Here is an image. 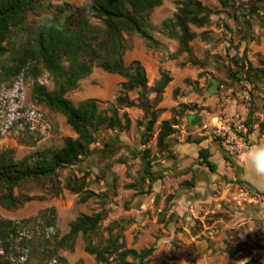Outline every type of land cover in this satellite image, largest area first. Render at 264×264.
I'll use <instances>...</instances> for the list:
<instances>
[{"label": "rangeland", "instance_id": "rangeland-1", "mask_svg": "<svg viewBox=\"0 0 264 264\" xmlns=\"http://www.w3.org/2000/svg\"><path fill=\"white\" fill-rule=\"evenodd\" d=\"M87 1L50 0V4L51 7L62 2L82 5ZM183 1L162 0L150 13V22L155 27L152 37L163 50L136 36H125L124 66L133 61L143 66L145 89L123 92L121 77L95 68L78 83L77 89L66 94L74 105L86 99L95 100L102 114L109 115L110 109H116L122 123L124 114L129 119V129L98 130L96 141L89 147L92 154L82 165L84 169H63L55 183L27 180L14 189L20 204L10 209L0 206V220L19 227L17 236L9 240L10 264H48L56 260L47 259V255L54 241L68 233L71 222L78 215L100 211L104 212L99 227L102 239L110 231L121 237L126 249L154 247L144 264H264V205L259 198L237 181L218 180L205 188L198 183L200 180L196 181L198 170L182 172L180 164L170 161L176 157L172 146L185 143L196 130L188 125L187 115H200L211 128L203 130L202 123L197 130L210 131L216 137L213 120L229 117L223 112L228 102L241 105L243 114L234 115L249 123L256 137L264 135V2L234 0L232 7L222 8L215 0H199L211 15L204 27L188 25L195 35L189 43L188 56L160 28L164 20L177 13ZM238 5L258 8L245 18L251 25V40L242 39L243 17L236 11ZM46 13L29 16L27 25ZM21 40L23 36L16 33L7 46L16 48ZM235 47L238 58L234 57ZM232 59L238 67L233 66ZM9 60L10 54L0 58V150H11L14 158L20 160L46 148H61L66 138L76 139L63 116L37 104L33 98L32 87L38 80L47 91L53 89L50 76L39 64L30 63L19 75L7 77L3 68L9 65ZM245 73L252 75L253 84L243 80ZM163 75L169 81L160 90ZM119 97L125 99L124 107L116 102ZM126 103L132 106L125 107ZM143 104L157 113L153 130L148 134ZM31 110L40 115L42 133L39 126L33 131L29 129L26 113ZM164 121L176 123L170 153L156 146L158 127ZM144 138L143 146L140 143ZM108 146L119 149L112 158L106 155ZM145 149L157 175L149 194L144 193L146 186L137 183L142 175V161L131 156ZM67 181L96 197L80 203L79 195L65 187ZM185 182L192 185H184ZM51 207L55 210V223L53 228H47L37 216ZM57 255L69 264H97L93 256L83 251L81 236L76 239L73 251L58 250Z\"/></svg>", "mask_w": 264, "mask_h": 264}, {"label": "trees", "instance_id": "trees-1", "mask_svg": "<svg viewBox=\"0 0 264 264\" xmlns=\"http://www.w3.org/2000/svg\"><path fill=\"white\" fill-rule=\"evenodd\" d=\"M215 1L222 8L232 7L234 4V0ZM259 1L264 2V0ZM161 3L162 0H88L82 5L62 2L51 7L50 0H0V58L10 54L9 65L3 68L4 74L7 77L17 76L28 64H39L52 79L53 89L47 91L43 86L35 84L32 87L34 100L49 111L63 116L67 125L77 136L76 139H64L61 148H46L20 160L14 158L11 150H0V206L2 208L10 209L20 204L19 199L14 195V189L27 180H46L55 183L60 170L82 169L83 163L92 154L89 147L96 141L98 130L129 129L130 121L125 114L122 117L124 120L122 123L116 109H110L109 115L102 114L95 100L86 99L74 105L66 98V94L77 89L78 83L88 77L95 68L121 77L123 82L120 84V89L123 92L145 89L147 80L143 66L137 61L131 62L127 67L124 66L125 36H136L153 48L163 50L159 42L152 37L155 27L150 22V13ZM257 10L258 8L254 5L236 7L238 15L243 17L240 21L243 40L252 39L251 25L245 18L255 14ZM44 11L47 13L42 19L30 26L27 25L29 16ZM210 15L211 11L199 0H184L177 13L172 18L164 20L160 28L168 39L178 44L179 50L190 56L189 43L195 35L189 30L188 25L196 28L204 27L209 23ZM262 28L264 30V14ZM16 33L23 36V40L16 48L8 47L7 44ZM202 38L206 39V36L203 35ZM234 52V57L238 58L237 47ZM189 62L197 64L193 59H189ZM232 63L235 68L238 67L234 59ZM251 76L245 73L243 80L253 84ZM168 81L169 79L163 75V79L159 82L160 90ZM116 102L119 107H124L126 101L119 97ZM126 106L130 107L132 104L126 103ZM141 108L145 113V131L148 134L153 130L157 113L148 104L141 105ZM248 115L250 116V111ZM187 123L190 126L200 125L201 117L197 114L188 115ZM249 125L245 123L247 135L253 131ZM174 126H176L175 121L160 123L156 136V146L160 151L170 153ZM214 140L220 142L218 137ZM185 141L197 145L200 143L199 140L190 141L188 137ZM140 144L144 146L146 139L144 138ZM118 150L108 146L107 157H114ZM131 156L135 158L138 156L142 161V175L137 183L146 186L144 193L149 194L157 175L148 159V149ZM210 157L209 149H198V165L214 172L217 167ZM224 160L231 165L234 164L227 155L224 156ZM183 184L192 185L187 182ZM65 187L79 195L80 203L96 197L92 192L83 191L81 187L75 188L69 181ZM260 196L264 202V195ZM29 200L26 199V201ZM103 216V211L91 215H78L71 222L68 233L54 241L47 259H56L59 264H69L57 255V251H73L76 239L81 236L83 251L93 256L97 264H144L154 252V247L150 246L138 251L126 249L121 237L111 234L110 231L107 238L102 239L99 227ZM37 218L44 222L47 228H53L54 208L42 211ZM18 228L11 221L0 220V251L2 252L0 264H10L9 240L12 236H17Z\"/></svg>", "mask_w": 264, "mask_h": 264}, {"label": "crops", "instance_id": "crops-1", "mask_svg": "<svg viewBox=\"0 0 264 264\" xmlns=\"http://www.w3.org/2000/svg\"><path fill=\"white\" fill-rule=\"evenodd\" d=\"M223 112L227 115V117H231L235 114V112H240L243 114L241 105L237 104L235 101L228 102V105L223 109ZM188 116V115H187ZM200 116V115H199ZM201 117V116H200ZM201 118V126L203 123V126L201 127L203 130H207V127L211 128V125H205L204 120ZM206 120V119H205ZM187 121V117H186ZM190 126V125H189ZM199 125L190 126L193 129H196L195 131L190 133V141L192 140H199L200 143L193 144L185 141L183 144L176 143L172 146L173 152L176 154V157L174 159H171L170 161H173L174 163L180 164L183 168L182 172L189 171V172H196L198 173V180L205 188H209L212 185H215V183L218 180L226 181L227 183H231L234 181H237L240 186L244 187L248 193L251 195L258 197L259 201L262 202L261 196L264 195V190H257L250 185H247L242 179L241 176L243 174V166L237 161L236 157L237 155H229L225 148L218 142H216L214 139L215 137L210 135L209 133H202V131L197 130ZM211 130V129H210ZM256 132L252 131L251 134H246V139L249 146L255 145L257 143H264V135L255 136ZM257 140V141H256ZM255 143V144H254ZM199 148H207L210 150L211 157L210 160L216 165L217 169L214 172L209 171L204 166L198 165L197 160V151ZM227 155L230 157L234 164L231 165L229 162H226L224 160V156ZM203 186L202 189H205ZM262 205H264V202H262Z\"/></svg>", "mask_w": 264, "mask_h": 264}, {"label": "built area", "instance_id": "built-area-1", "mask_svg": "<svg viewBox=\"0 0 264 264\" xmlns=\"http://www.w3.org/2000/svg\"><path fill=\"white\" fill-rule=\"evenodd\" d=\"M38 84L43 82L38 80ZM26 118L30 121L29 129L35 130L39 126L40 133L43 132V126L39 124L40 115L36 111L31 110L26 113ZM214 134L220 139V144L225 148L229 155H237L243 151L248 145L246 139V126L242 118L238 115H233L228 118H214ZM48 264H58L56 260H51Z\"/></svg>", "mask_w": 264, "mask_h": 264}, {"label": "clouds", "instance_id": "clouds-1", "mask_svg": "<svg viewBox=\"0 0 264 264\" xmlns=\"http://www.w3.org/2000/svg\"><path fill=\"white\" fill-rule=\"evenodd\" d=\"M236 159L244 169L241 179L257 190H264V143L246 146Z\"/></svg>", "mask_w": 264, "mask_h": 264}]
</instances>
